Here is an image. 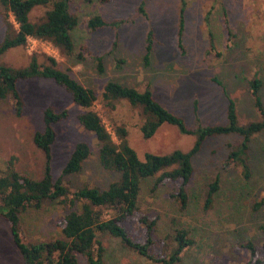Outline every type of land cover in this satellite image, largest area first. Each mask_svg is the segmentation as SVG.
Masks as SVG:
<instances>
[{"label": "rangeland", "instance_id": "obj_1", "mask_svg": "<svg viewBox=\"0 0 264 264\" xmlns=\"http://www.w3.org/2000/svg\"><path fill=\"white\" fill-rule=\"evenodd\" d=\"M182 2L185 10L180 49L177 31ZM140 7L142 12L138 10ZM45 11L36 8L31 21L38 22ZM72 12L79 20L72 32L75 51L84 54L85 59L67 60L49 42L29 39L24 48L11 49L2 55L0 63L16 69L28 66L32 55H37L39 60L45 56L54 58L59 69L94 89L99 97L109 81L138 90L149 86L154 98L179 115L189 128L225 125L228 99L235 102L241 126L261 119L253 106L250 85L261 80L259 96L264 105V0H112L106 4L98 0H74ZM95 15L107 21L122 19L124 23L117 29L90 32L86 22ZM149 30L154 32V45L149 65H145L143 56ZM4 35L0 6V43ZM92 57L102 58L103 73L97 71V62ZM17 89L23 101L20 115L16 114L12 100L0 99V173L13 159L19 173L34 179L42 177L45 159L34 145L33 135L43 129L42 114L50 107L58 112L68 111V118L55 126L53 177L60 176L74 146L86 142L92 155L78 174L63 178L64 184L70 189L85 185L105 189L118 179L116 173L104 170L99 164L94 135L77 121V116L85 110L73 102L65 89L52 80L38 78L19 82ZM92 109L102 118L116 143L115 127L126 130L128 144L140 160L145 153L188 152L196 141L195 136L183 135L167 124L150 139H143L140 113L126 102L110 110L97 101ZM238 141L234 135L205 141L192 159L194 171L184 210L175 199L178 183L166 182L153 190L158 176L142 181L138 210L124 226L134 241H151L149 254L153 259L142 257L120 239L98 234L97 241L105 251V264H163L157 260L173 253L176 248L173 236L179 229L189 233L193 245L176 264H246L249 254L242 245L251 241L258 248L263 246L260 227L264 226V134L255 136L250 143L249 179L242 177L240 167L233 169L226 165L231 146ZM217 179L219 189L211 206L206 208V190ZM261 202L262 206L255 210L253 207ZM66 211L63 204L48 201L38 210L25 212L21 216L22 238L27 243L60 238ZM142 218L156 219L149 235ZM263 254L264 250L260 256ZM0 264H23L8 224L1 217ZM78 264L87 261L78 256Z\"/></svg>", "mask_w": 264, "mask_h": 264}, {"label": "trees", "instance_id": "obj_2", "mask_svg": "<svg viewBox=\"0 0 264 264\" xmlns=\"http://www.w3.org/2000/svg\"><path fill=\"white\" fill-rule=\"evenodd\" d=\"M98 1L106 4L112 0ZM73 3L74 0H0L5 23V35L0 43V57L11 49L24 48L29 39H34L49 42L67 60L85 59L84 54H76L75 51L72 32L79 20L72 12ZM36 8H45L46 11L38 22H32L31 15ZM138 10L142 12L143 8L140 7ZM184 10L182 2L177 31V45L180 49L183 48ZM123 23L122 19L107 21L104 17L95 15L87 20L86 28L90 32H96L101 29H117ZM153 35L154 32L149 30L143 56L145 65H149L154 45ZM82 49L84 50V47ZM86 55L90 56L89 53ZM92 58L97 62V71L103 73L102 58ZM34 78L52 80L71 95L76 105L85 110L77 116L78 124L86 132L94 135L101 167L116 173L118 179L105 189L90 185L70 189L64 184L63 178L78 174L92 155L91 146L86 142H78L74 146L60 176L54 178L52 146L57 137L55 126L68 118V111L58 112L53 108H46L42 114L43 129L33 135V143L43 153L45 159L42 177L34 179L19 173L15 169L13 159L6 163L5 170L0 173V217L8 224L12 242L20 253L23 264H78V256L84 257L87 264H105V251L97 241L98 234H109L120 239L126 247L152 260L153 257L149 254L151 241L149 239L145 243L134 241L124 226L138 210L141 182L158 176L153 190L166 182L174 185L178 183L179 192L175 199L179 208L184 210L188 206L187 187L194 171L192 159L209 138L237 136L239 141L235 146H231L226 165L233 169L240 167L242 177L250 178L247 152L253 138L264 134V105L259 96L261 80H254L250 85L253 106L261 116L259 121L241 126L235 102L228 99L225 125L195 129L189 128L179 115L161 105L154 98L149 86L144 90H138L118 81H109L104 85L99 97L94 89L82 85L67 71L59 69L54 58L45 56L43 60H39L37 55H32L28 66L23 68L15 69L0 63V99L12 100L17 115L21 114L23 107L17 85L19 82ZM97 101L110 110L121 102H126L132 109L137 110L142 119L139 129L143 139H150L162 125L167 124L175 127L183 135L195 136V144L188 152L175 150L166 155L145 153L144 159L140 160L129 146L124 128L115 127L118 143L113 140L102 118L92 109ZM218 183V179L213 181L206 190V208L213 202L219 189ZM48 201H57L67 210L60 227L61 237L36 243L25 242L20 234L22 214L29 210H38ZM261 206L262 202L253 208L258 210ZM141 222L148 235L156 225V219L147 221L142 218ZM260 231L263 235L261 248L264 250V226L260 227ZM173 237L176 246L173 253L168 258L157 261L163 264H176L193 245L186 230H176ZM242 248L249 254L246 264H264V256H260L261 248L251 241L242 245Z\"/></svg>", "mask_w": 264, "mask_h": 264}]
</instances>
